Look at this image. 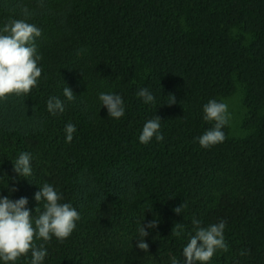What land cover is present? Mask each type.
I'll return each mask as SVG.
<instances>
[{
    "label": "trees",
    "instance_id": "obj_1",
    "mask_svg": "<svg viewBox=\"0 0 264 264\" xmlns=\"http://www.w3.org/2000/svg\"><path fill=\"white\" fill-rule=\"evenodd\" d=\"M10 19L41 30L42 74L27 95L0 99V197L27 198L34 223L47 183L80 215L63 242L34 240L47 250L42 264H184L193 218L226 221L228 251L204 264H264V0H0V29ZM239 87L243 132L227 124L223 142L202 148L195 138L214 124L203 106ZM142 88L154 103L136 95ZM101 92L122 97L123 117H109ZM53 96L63 113L48 112ZM155 116L163 140L140 143ZM23 152L27 178L13 168ZM154 219L140 250L138 229ZM30 262L31 252L14 264Z\"/></svg>",
    "mask_w": 264,
    "mask_h": 264
},
{
    "label": "clouds",
    "instance_id": "obj_2",
    "mask_svg": "<svg viewBox=\"0 0 264 264\" xmlns=\"http://www.w3.org/2000/svg\"><path fill=\"white\" fill-rule=\"evenodd\" d=\"M23 14L27 18L28 10L25 9ZM41 34V30L36 25L27 22L26 19H10L0 29V99L13 94L27 95L37 85L42 69L38 66L41 56L37 54L35 40ZM63 95L68 101L75 99L69 87L63 89ZM136 95L142 98L145 104L155 102L154 96L146 88L140 89ZM169 96L171 99L167 104L175 103V97ZM99 100L102 106L106 107L109 117L119 119L124 116V101L119 94L101 92ZM47 110L52 115L63 113L64 103L58 97H50L47 101ZM203 113V119L214 122V124L195 139L202 148H209L224 141L225 134L222 129L229 123L230 113L226 103L215 99L209 100L203 106ZM160 126L161 120L158 116L146 121L139 136L140 143L147 144L153 137L158 142L162 141ZM64 131L66 142L70 143L76 132V126L68 123ZM31 159V154L27 152L18 156L13 163L14 171L18 176L27 178L32 174ZM10 191H16V189L12 188ZM35 200L44 201V210L40 212V207L36 209L39 215L33 223V215L26 208L27 198L21 197L13 201L8 197H0V260L5 264L8 262L14 264L16 260L21 256H26L29 252H31L30 264H42L47 250L43 243L37 246L34 240L42 239L48 242L54 236L63 242L72 234L76 221L80 219L79 212L70 203H60L62 196L47 183L35 193ZM183 206L177 207L174 211L180 214ZM157 223L154 219L139 227V236L142 238L138 239L137 247L140 250H148L149 246L144 241V237L149 234L146 229L156 228ZM192 224L196 230L194 235H189V242L183 247L184 264H196V262L204 264L218 249L228 251L224 237L226 221L220 220L218 223L202 227L201 222L193 218ZM182 230V224L175 225L177 236ZM172 264H178L175 258L172 259Z\"/></svg>",
    "mask_w": 264,
    "mask_h": 264
},
{
    "label": "rangeland",
    "instance_id": "obj_3",
    "mask_svg": "<svg viewBox=\"0 0 264 264\" xmlns=\"http://www.w3.org/2000/svg\"><path fill=\"white\" fill-rule=\"evenodd\" d=\"M224 103L228 105V112L230 113L228 124L231 132L235 135H240L243 132V128L240 125L247 114V108L243 102L242 88H237L232 95L224 99Z\"/></svg>",
    "mask_w": 264,
    "mask_h": 264
}]
</instances>
